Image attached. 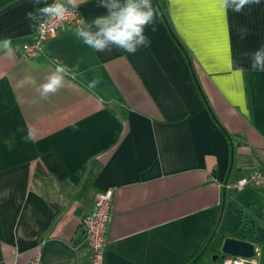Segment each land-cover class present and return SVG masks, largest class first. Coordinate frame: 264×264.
Masks as SVG:
<instances>
[{
  "label": "crops",
  "instance_id": "obj_1",
  "mask_svg": "<svg viewBox=\"0 0 264 264\" xmlns=\"http://www.w3.org/2000/svg\"><path fill=\"white\" fill-rule=\"evenodd\" d=\"M98 3L81 0L85 25L107 14ZM152 3L157 31L145 29L151 43L134 55L96 52L72 29L24 56L39 21L25 13L45 0H0V40L16 50L0 51V264L37 252L43 264H91L81 219L108 188L102 264H187L214 229L212 247L244 240L264 264L263 193L226 188L264 171V72L250 66L264 46V0L241 13L218 0ZM58 63L74 78L42 99L25 78L38 86Z\"/></svg>",
  "mask_w": 264,
  "mask_h": 264
},
{
  "label": "clouds",
  "instance_id": "obj_2",
  "mask_svg": "<svg viewBox=\"0 0 264 264\" xmlns=\"http://www.w3.org/2000/svg\"><path fill=\"white\" fill-rule=\"evenodd\" d=\"M81 0H54L53 3H47L43 7H39L36 11H27L25 17L27 20L36 22L41 21L40 28H43L50 21H64L71 11L79 7ZM261 0H218L220 8L227 13L229 9L236 13H241L246 7L259 5ZM36 5L41 0H34ZM98 7L106 9L107 14L97 16L90 24L85 25L81 21L74 32L75 35L83 41L85 45L94 49L96 52L112 51L111 46H115L117 50H123L128 54H136L141 48L150 45V37L145 34V29L149 26L152 32H156V9L153 7L152 0H125L123 4L119 0H99ZM30 27H35V23H30ZM93 26L95 31L92 30ZM241 38L247 35L246 29H241ZM0 51L8 58L15 57V49L12 44L11 37H5L0 40ZM248 56V52L243 53ZM251 69L254 71L264 72V46L251 53ZM238 73H243V68L235 69ZM65 76H72L73 72L63 65L57 64L55 70L46 77V82L36 85L34 77L25 78L27 83L34 86L35 91L39 93L42 99H47L50 95L57 93L66 86ZM23 81L19 86H23ZM98 81L94 80L89 87H95ZM24 132L23 128L18 129ZM36 131L29 128L25 135L21 137L23 142L29 143L35 140ZM6 145L11 148V141L6 140ZM6 191L11 192V189Z\"/></svg>",
  "mask_w": 264,
  "mask_h": 264
},
{
  "label": "built area",
  "instance_id": "obj_3",
  "mask_svg": "<svg viewBox=\"0 0 264 264\" xmlns=\"http://www.w3.org/2000/svg\"><path fill=\"white\" fill-rule=\"evenodd\" d=\"M81 21L82 16L78 9L71 11V14L64 21L57 22L53 20L47 23L43 28H40L41 21L39 20L33 40L24 42L20 46L24 56H34L38 53H42L47 40L75 29ZM246 185H252L261 190L264 196V171L257 169L248 175L242 176L235 183L226 185V188L238 191ZM112 195V188H108L99 193L96 196L92 211L86 213L81 219L84 241L89 252L91 264H102L103 254L108 246L107 234L111 221ZM30 264H43L40 252H37ZM222 264L257 263L254 257H227L223 260Z\"/></svg>",
  "mask_w": 264,
  "mask_h": 264
},
{
  "label": "water",
  "instance_id": "obj_4",
  "mask_svg": "<svg viewBox=\"0 0 264 264\" xmlns=\"http://www.w3.org/2000/svg\"><path fill=\"white\" fill-rule=\"evenodd\" d=\"M219 251L221 257H242V258H252L255 256L254 244L240 240L233 237H225L220 245ZM217 255H213L212 262H206L205 264H217Z\"/></svg>",
  "mask_w": 264,
  "mask_h": 264
},
{
  "label": "trees",
  "instance_id": "obj_5",
  "mask_svg": "<svg viewBox=\"0 0 264 264\" xmlns=\"http://www.w3.org/2000/svg\"><path fill=\"white\" fill-rule=\"evenodd\" d=\"M183 53H185L184 50ZM124 114L125 112L121 111V116H123ZM215 236L216 233L214 229L211 235H209V237L205 239V241L202 243L197 253L190 259V261L187 264H205L206 262H212V257L215 254L217 255L216 258L217 264H221L225 258L229 257V256H225L224 258H222L219 249L212 248L211 241Z\"/></svg>",
  "mask_w": 264,
  "mask_h": 264
},
{
  "label": "rangeland",
  "instance_id": "obj_6",
  "mask_svg": "<svg viewBox=\"0 0 264 264\" xmlns=\"http://www.w3.org/2000/svg\"><path fill=\"white\" fill-rule=\"evenodd\" d=\"M236 223H237V221L235 222V224H236ZM219 232H220V231H219ZM216 245H217V244L215 243L214 246H213L212 248H215ZM221 264H222V263H221Z\"/></svg>",
  "mask_w": 264,
  "mask_h": 264
}]
</instances>
